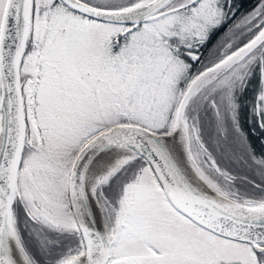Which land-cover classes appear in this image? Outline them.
<instances>
[{
    "label": "snow or ice",
    "instance_id": "1",
    "mask_svg": "<svg viewBox=\"0 0 264 264\" xmlns=\"http://www.w3.org/2000/svg\"><path fill=\"white\" fill-rule=\"evenodd\" d=\"M0 264H264V0H0Z\"/></svg>",
    "mask_w": 264,
    "mask_h": 264
},
{
    "label": "trees",
    "instance_id": "2",
    "mask_svg": "<svg viewBox=\"0 0 264 264\" xmlns=\"http://www.w3.org/2000/svg\"><path fill=\"white\" fill-rule=\"evenodd\" d=\"M241 2L244 4V7L247 8L251 5L253 0H241ZM243 175V173H241Z\"/></svg>",
    "mask_w": 264,
    "mask_h": 264
}]
</instances>
